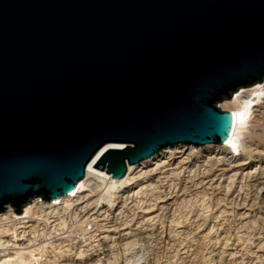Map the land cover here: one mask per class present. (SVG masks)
Segmentation results:
<instances>
[{"label":"water","instance_id":"1","mask_svg":"<svg viewBox=\"0 0 264 264\" xmlns=\"http://www.w3.org/2000/svg\"><path fill=\"white\" fill-rule=\"evenodd\" d=\"M263 81L264 0H0V213L226 144L216 104Z\"/></svg>","mask_w":264,"mask_h":264},{"label":"bare ground","instance_id":"2","mask_svg":"<svg viewBox=\"0 0 264 264\" xmlns=\"http://www.w3.org/2000/svg\"><path fill=\"white\" fill-rule=\"evenodd\" d=\"M242 89L244 88H241L234 93L232 99L220 102H224V110L226 109L227 111L232 112L235 121L233 132L226 144H208L204 146L178 144L171 149L167 147L146 160L134 165H127L125 176L121 179L114 180L111 179L110 174L93 168L95 165V160H93L88 164L85 170V175L80 181H78L76 191L73 194L61 196L59 199L50 200L49 202L41 200L40 198H34L30 200V203H27L22 207L23 214L21 216L14 215L12 207L6 208L4 213H0V264H104L110 260H113V262H115L114 264H118V259L120 260V255L118 258V250H120L123 255L127 251H130V249H133L136 246H141L140 242L143 240L155 239L158 237V223L156 219L158 220L157 215L159 212H157V214H147L148 216L140 221L142 224H138L139 226L126 227L127 222L125 221L126 226L124 224L125 227L123 226L124 228L122 227V230L119 226L121 231L118 232L105 230L98 233L96 226H99L98 224L102 226L106 224L108 225L109 221L112 219L120 220L121 218H125L126 210L128 209L137 210L139 207V209H141L140 211L146 209V212L151 210H148L147 208L154 207L155 209L157 206H154L153 204L155 201L149 204V202L138 199L144 198L145 196H158V193H163V189H173L174 186H177L179 181L185 183L188 180L187 178L190 177V174L193 172V168L198 167L200 164L203 167L204 165L209 166L210 163L208 164V161L211 159H215L219 162L224 159L227 161H235L240 156L241 150L247 152L252 151V146L246 141L245 137L246 134H248L250 124H256L261 119L259 111L260 108H263L262 104L264 105V81L247 87L246 90ZM184 156L191 158H189L190 161H188L187 167L185 168L179 164V162L186 159ZM239 161H241V163L243 162V166L240 170L241 181L240 183H237V185L239 184L238 193L243 194L242 197L239 195L243 205L244 203L251 204V202H248V198L250 197V194L253 193V190H257V193H255L256 196H264V157L261 161L253 162L252 160H244L242 158H240ZM233 183L235 185V182ZM249 183H251V185ZM232 187L233 185H230V187L227 186L228 190ZM154 193L156 195H154ZM224 198H222V200ZM193 202L194 201L192 200V203ZM253 203L255 204L254 201ZM248 209L250 210V207H248ZM248 209L246 213L244 212L245 214H242L241 218L239 217V223H241V226L243 227L246 225L249 227L251 225L255 226L256 221H258L256 219L262 217V215L259 216V214L262 213L260 207L253 208L252 211H248ZM177 223L182 224V222ZM189 225H191V223ZM161 228L164 227L161 226ZM100 230L102 231L103 229ZM178 230L177 232H169L170 240L171 238L174 240L175 236L181 234ZM72 231H81L84 233L87 236L89 244L87 246L81 245V247H77V241L75 239L77 237L74 236V238L70 235ZM252 231L254 230L252 229ZM254 232L257 233L256 230ZM258 233L260 234V232ZM191 234L192 233H190V236ZM253 234L250 233L249 237ZM188 235L185 234V238L186 236L188 237ZM240 236L241 235L238 236L239 240L241 238ZM205 238L207 239V237ZM207 241H209L207 244L205 241L202 242V244L204 243L203 246L201 245L203 248L206 244L210 250V254H208L207 251V253L205 252L206 256L207 254L208 256L218 255L220 257L219 259H221L223 254L215 253L216 251L214 250V242H212V239L210 241L208 238ZM194 242H196V240ZM197 242L199 241L197 240ZM242 242H244V240H242ZM226 243H228V241ZM263 244L258 242L255 246V253L253 251L261 261L264 260ZM78 245L80 244L78 243ZM243 245L241 246V249L244 250V248H242ZM221 248L222 247H220V249ZM185 250L184 252H186ZM199 252L203 251L200 250ZM229 252H232V250ZM227 254L229 253L226 252V255ZM200 256L202 257V255ZM230 256L233 257L234 255L232 256L229 254V257ZM125 257L123 260L124 264H130L131 258L129 259V257H127L128 260ZM207 257H205L206 260L208 259ZM139 258V260H142L141 257ZM55 260L60 263L54 262ZM202 261L204 260L202 259Z\"/></svg>","mask_w":264,"mask_h":264},{"label":"rangeland","instance_id":"3","mask_svg":"<svg viewBox=\"0 0 264 264\" xmlns=\"http://www.w3.org/2000/svg\"><path fill=\"white\" fill-rule=\"evenodd\" d=\"M246 89L247 88H244L242 90H246ZM223 104H224V102L217 103L216 106L218 108H220L221 110H224L223 108H225V107H223L224 106ZM262 106H263V108H260V111H259L260 118H261L260 121L256 124L255 123L250 124L248 134H246V137H245L246 141L252 146V149L254 151L253 150L249 151L250 152L249 153L247 151L241 150L240 156L238 157V159H236L238 161V163L236 160L235 161L234 160L227 161L226 159H224L223 161L221 160L219 162L215 159H211L212 161L211 160L208 161V164L210 163L209 166L204 165V167H203L200 164L198 167H194L193 172L190 174V177L187 178L188 180L185 183H183V181H179L177 183V186H174L173 189H170V190L163 189V193H160V194L158 193V196H145L144 197L145 199L144 198L138 199L141 201L149 202V204L155 201L153 203L154 206L157 205L155 207V209H154V207L153 208H147L148 210L151 209L152 211L149 210L150 212L149 211L146 212V209H144L145 211L144 210L140 211L141 209H139V207L137 208V210L128 209V210H126L125 218H121L120 220L117 219L119 221L112 219L111 221H109L108 225L106 224L108 228L106 227V225L102 226V225L98 224L99 226H96L98 233L103 232L105 230L118 232V231L122 230V227L124 226V224L126 226V222H127L126 227H128V226L134 227L138 224L139 225L142 224V222H140V221L144 220V218H146L149 214H153V213L157 214V212H159L157 215L158 220L156 219V221L158 223L157 224V226H158V237H156L155 239L143 240L142 242H140L141 246H136L133 249H130V251H127L126 253H124L123 255H122L121 251L118 250V258L120 255V260L118 259V264H121V263L124 264L123 260H124V257L126 255L127 256L125 258H127V257H129V259L131 258L130 264H132V263L133 264L134 263L135 264H204V262H205V264H222V263L223 264H254V263L264 264V260L261 261V259H259L257 257V255L254 254L255 250H256V248H255L256 244L258 242H261L263 244V242H264V234H263L264 233V223H263L264 222V200H263L264 196H262V195L256 196L255 193H257L256 192L257 190H253L254 194L251 193L250 197L248 198V202H251V204L244 203V205H245L244 206L241 202V197L243 196V194L238 193L239 192V189H238L239 184L237 185V183L238 182L240 183V181H241L240 180V172H241L240 170L243 166V162L241 163V161H239V159L242 158L244 160L247 159V160H252L254 162V161H261L264 157V105L262 104ZM184 157L188 160L184 159L181 162H179V164L185 168V167H187L188 161H190L191 158L186 157V156H184ZM235 162L237 165L235 164ZM210 170H212V171H210ZM238 171H239V173H238ZM196 182H198V183H196ZM233 182H235V185ZM249 184L251 185V183H249ZM230 185H233V187L228 190L227 186L230 187ZM154 195H156V194L154 193ZM222 198H224L227 202L224 199L222 200ZM231 198H232V202H231ZM192 200L194 201L193 203H192ZM201 201H203V202H201ZM223 201H225V202H223ZM253 201L255 202V204L253 203ZM198 202L200 205L198 204ZM91 203H93V202H91ZM146 204H148V203H146ZM241 205H243V206H241ZM185 206L188 208H186ZM236 206H238L239 208ZM248 207H250V210L248 209ZM256 207L261 208L262 213L259 214V216L262 215V217H260L258 219H256L257 217L254 218V219L258 220V221H256L255 226L254 225H251L250 227L247 225L245 227L241 226L242 224L239 223V221H240L242 214H245L247 212V209H248V211H252V209L256 208ZM186 209H188V210H186ZM202 212H203V214H202ZM182 217H184V218H182ZM205 218H206V221H205ZM184 221H186V222H184ZM177 222H182V224H178ZM200 222H202V223H200ZM174 223L176 224V226ZM190 223H191V225H189ZM259 225H260V227H259ZM100 226H102V227H100ZM161 226L164 228H161ZM110 227L113 229H111ZM104 228H106V229H104ZM100 229H103V230L101 231ZM169 229H171V230H169ZM237 229H239V230H237ZM252 229L254 231L256 230L257 233L252 231ZM177 230H178V232L180 231L181 234L178 236H175L174 240H172L173 238H171V240H170L169 239L170 238L169 232L170 231L171 232H173V231L177 232ZM258 232H260L261 235ZM190 233H192L191 236H190ZM250 233L251 234L254 233L253 235L250 236L251 238L249 237ZM185 234L188 235V237L186 236V238H185ZM70 235H72L73 237L74 236L77 237V238L74 237L77 241V244H76L77 247H81V245L87 246L89 244L87 241V236L84 233H82L81 231H72L70 233ZM239 235H241L240 240L238 238ZM258 236H259V238H258ZM190 237H191V241H190ZM205 237H207V239L209 238L210 241L212 239V242H214L213 247H214V250L216 251L215 253L223 254L222 255L223 257L221 259H219L220 257L218 255H216V256L209 255L208 256V254H210V250L206 244L209 241H207V239ZM192 238H193V240H192ZM195 238H198V239H195ZM184 239H185V241H184ZM194 239L196 240V242H194L195 241ZM197 240L199 242H197ZM242 240H244V242H242ZM215 241H217V242H215ZM227 241H228V243H226ZM202 242L206 243L204 245L205 248L207 247L206 249L204 247L202 248V246L204 244V243L202 244ZM240 242H242V243H240ZM255 242H256V244H255ZM78 243L80 245H78ZM215 243H217V244H215ZM248 243H250V244H248ZM226 244L227 245L229 244V245L227 246ZM242 245H243L242 248H244V250L241 249ZM179 246H181V247H179ZM220 247H222V248L220 249ZM263 247H264V244H263ZM184 250L186 252H184ZM200 250L203 252H199ZM231 250L233 253L229 252ZM245 250H247V251H245ZM206 251L208 252V254H207L208 257L206 256V253H207ZM225 251L227 253H229L230 255H232V256L234 255V256L229 257V254L226 255ZM253 251H254V253H253ZM223 252H225V253H223ZM195 253H196V255H195ZM116 254H117V252H116ZM224 254H225V256H224ZM252 254H254V255H252ZM182 255H184V256H182ZM200 255H202V257ZM139 257H141L142 260H139L140 259ZM205 257H207L209 260L208 259L206 260ZM181 259H183V260H181ZM202 259L204 261H202ZM54 262L60 263V262H57L56 260ZM114 263L115 262H113V260H110L109 262H107V263L105 262L104 264H114Z\"/></svg>","mask_w":264,"mask_h":264}]
</instances>
